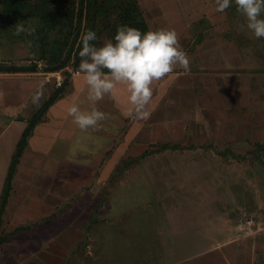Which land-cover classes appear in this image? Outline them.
<instances>
[{
    "label": "rangeland",
    "instance_id": "1",
    "mask_svg": "<svg viewBox=\"0 0 264 264\" xmlns=\"http://www.w3.org/2000/svg\"><path fill=\"white\" fill-rule=\"evenodd\" d=\"M2 1L0 64L38 70L0 72L1 191L28 120L63 83L55 102L74 93L79 72L73 54L45 70L71 44L78 0L39 12L29 0L14 14ZM100 1L97 45L130 7L149 30L176 31L190 72L177 65L153 82L147 119L102 107L105 95L96 137L60 133L70 126L55 119L60 106L48 108L41 131L54 133L33 129L12 179L0 264H264V38L247 30L234 0L224 13L215 0ZM17 24L35 31L17 33Z\"/></svg>",
    "mask_w": 264,
    "mask_h": 264
},
{
    "label": "clouds",
    "instance_id": "2",
    "mask_svg": "<svg viewBox=\"0 0 264 264\" xmlns=\"http://www.w3.org/2000/svg\"><path fill=\"white\" fill-rule=\"evenodd\" d=\"M233 0H215V10L224 13L232 6ZM236 10L244 18L247 30L256 38H264V0H234ZM241 30L245 24L239 26ZM17 33L34 32L16 25ZM95 31L87 29L81 33L78 71L83 74L88 87V99L95 105L111 95L117 85H124L129 93L131 105L128 115L133 119H147L150 112L147 106L153 96L151 85L173 73L179 65L185 73L190 72V60L183 50L176 31L160 28L141 32L135 27L118 25L113 38L105 39L97 45ZM42 88L31 97L33 104H38L42 97ZM68 115L80 130L97 128L108 114L95 106L90 112H82L77 104L68 108Z\"/></svg>",
    "mask_w": 264,
    "mask_h": 264
},
{
    "label": "trees",
    "instance_id": "3",
    "mask_svg": "<svg viewBox=\"0 0 264 264\" xmlns=\"http://www.w3.org/2000/svg\"><path fill=\"white\" fill-rule=\"evenodd\" d=\"M2 2L5 3L6 1L3 0ZM62 3H63V0H39V2L34 5V7H35V11L39 12L43 4L52 5L54 8L57 9ZM4 5H5V11L7 13L14 14L15 11L18 12L20 10H23V7H27L29 5V0H8V3ZM133 8L135 9V5L134 7H132V9ZM104 9L105 7L103 6V3L100 0H78V9L76 11L77 23L75 26V33H74L73 39L71 40V44L69 45L64 58L58 64L47 67L45 69L46 71H57L61 69L71 60L72 54L75 56L74 63L79 64L80 58H79L78 53H79L80 48L78 47V45L80 42L79 34L81 31V19L84 14H87V16L89 17V21H88L89 25L83 28L82 32H84L87 29H91L96 32L97 37L99 38L100 32L97 30L96 22H97L99 13L103 11ZM5 11H2V14L4 17L5 15L3 12ZM134 17L135 15L130 10V7H128L125 11H123L122 14L120 15V19H118L114 25L109 26L111 37L112 38L114 37L118 25H128L131 27H135L139 29L142 33L147 32L149 30V27L146 21L142 19L135 21L133 19ZM1 38L2 36H1V31H0V40ZM37 70H38V67L36 65L16 66V65L0 64V72H4V73L34 72ZM64 82L66 84V81ZM63 91H64V83H63V86L58 87L53 92V94L43 103V105L39 108V110L31 116V118L28 120L27 126L24 128L18 140L15 152L8 166L5 181H4L3 188L0 194V226L2 223V215L5 211L8 197L10 196V192L12 190V179L16 172V167L18 163L20 162V157L22 155V152L24 151V149L26 148L28 144V138L32 134L34 127L41 121L43 114L55 102V100L61 96V93ZM257 146L261 149L264 148V145L261 143H257ZM5 241H7V236L2 235L0 233V244H2Z\"/></svg>",
    "mask_w": 264,
    "mask_h": 264
},
{
    "label": "crops",
    "instance_id": "4",
    "mask_svg": "<svg viewBox=\"0 0 264 264\" xmlns=\"http://www.w3.org/2000/svg\"><path fill=\"white\" fill-rule=\"evenodd\" d=\"M74 80H73V87H74V93L72 94H67L66 96H63L62 99L54 102L50 107H51V110L52 111L55 106H60V115L59 117L55 118L56 120L57 119H60V117H63L64 121L63 122H66L69 126V128H66L63 126V129L60 130V133L61 132H64L65 130H70L69 132V135L71 137H76V136H79L80 134H84V132H80L82 130H80L78 128V126L76 124L73 123V118L71 116L68 115V108L73 105V104H77L80 108V110L82 112H90L92 110V108L94 106H96V103L95 105H93V102L90 101L88 99V87L86 85V82L84 80V77H83V74H81L80 72H78L77 74H75L74 76ZM119 93V95H118ZM128 96H129V93L127 91V88L126 86L124 85H117V88L114 90V92L110 95V98L109 99H105V104H101V106H106V107H110L112 109L114 108H128V110L131 108V105L129 104V101H128ZM119 97H121L123 103H119L118 99ZM125 97V99H124ZM53 108V109H52ZM109 112H113V110H107ZM124 112V111H123ZM62 119V118H61ZM40 123L39 122L35 127V134L37 135V133H39L38 135H42V134H46L47 132L49 134L51 133H54L53 132V129H52V126L44 132H42L41 130V126H40ZM73 125H76V129H72ZM34 131V130H33ZM86 132H90L92 135H90L91 137H96V130H94L93 128H88L86 130ZM68 135V136H69ZM101 138V137H99ZM0 191H1V164H0Z\"/></svg>",
    "mask_w": 264,
    "mask_h": 264
}]
</instances>
